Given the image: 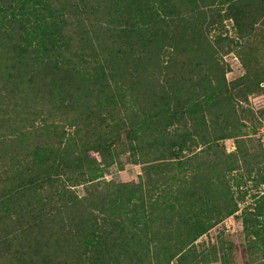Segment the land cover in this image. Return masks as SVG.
I'll use <instances>...</instances> for the list:
<instances>
[{
	"label": "trees",
	"instance_id": "1",
	"mask_svg": "<svg viewBox=\"0 0 264 264\" xmlns=\"http://www.w3.org/2000/svg\"><path fill=\"white\" fill-rule=\"evenodd\" d=\"M263 91L264 0H0V264H236L233 241H197L264 163ZM123 158L137 182L105 179ZM257 196L247 264H264Z\"/></svg>",
	"mask_w": 264,
	"mask_h": 264
},
{
	"label": "rangeland",
	"instance_id": "2",
	"mask_svg": "<svg viewBox=\"0 0 264 264\" xmlns=\"http://www.w3.org/2000/svg\"><path fill=\"white\" fill-rule=\"evenodd\" d=\"M225 23L228 32L230 34H233L234 28L232 22L225 21ZM225 58L231 65V71L227 74V78L229 80H233L244 73V69L236 55L230 54ZM250 103H252L251 105H253V107H255L256 109V118H254L253 123L247 131L250 133V137H252L255 147L264 155V91L257 96L251 95ZM225 146L228 152L234 151L236 149L234 139L225 140ZM123 165V167H121L120 164L109 166L105 170V179L115 180L117 182H137L139 179V174L141 173V165L126 162V158H123ZM260 165L261 167L257 170V173H253V175L247 180L246 184H244V186L240 188L241 190L237 187H233L236 195H243L245 192H247L245 198L240 202V209L233 215L229 216L230 220L227 221V217L212 229H210L197 241V243H204L205 245H207L208 242L214 243L217 241V238L218 236H220V234L224 236L225 239L233 241L236 248L238 249L237 255L235 256L234 260L236 264H247V258L242 250V245L244 243V232L241 220L242 209L248 203L252 202L253 199L251 195L253 193L257 194L258 196L264 195V182L257 183L260 174H264V163H261ZM234 174H237V172L235 171ZM77 191L80 195H82L84 193L83 186L80 185L77 188Z\"/></svg>",
	"mask_w": 264,
	"mask_h": 264
},
{
	"label": "built area",
	"instance_id": "3",
	"mask_svg": "<svg viewBox=\"0 0 264 264\" xmlns=\"http://www.w3.org/2000/svg\"><path fill=\"white\" fill-rule=\"evenodd\" d=\"M228 220H230V218H229V217L227 218V221H228Z\"/></svg>",
	"mask_w": 264,
	"mask_h": 264
}]
</instances>
